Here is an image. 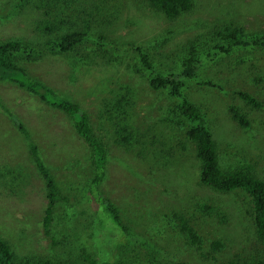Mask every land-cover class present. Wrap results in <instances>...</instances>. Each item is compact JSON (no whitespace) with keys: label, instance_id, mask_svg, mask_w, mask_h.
<instances>
[{"label":"rangeland","instance_id":"374dc122","mask_svg":"<svg viewBox=\"0 0 264 264\" xmlns=\"http://www.w3.org/2000/svg\"><path fill=\"white\" fill-rule=\"evenodd\" d=\"M191 3L169 20L150 0H0V47L18 45L8 62L88 115L108 155L98 190L126 228L116 231L92 199L91 153L71 120L1 81L0 240L15 264H264L249 196L201 184L186 136L193 123L179 112L184 101L200 109L220 168L264 181V0ZM233 32L237 39L224 38ZM73 34L77 46L60 48ZM155 79L168 85L156 89ZM13 118L59 189L48 234L45 184Z\"/></svg>","mask_w":264,"mask_h":264},{"label":"trees","instance_id":"16d2710c","mask_svg":"<svg viewBox=\"0 0 264 264\" xmlns=\"http://www.w3.org/2000/svg\"><path fill=\"white\" fill-rule=\"evenodd\" d=\"M150 4L169 20H175L192 9L191 0H150ZM229 37L231 39H237L235 32H233L231 36H224L226 39ZM81 40V35L79 34L68 35L62 40L59 47L66 51L71 50L77 46ZM17 47V44H8L0 47V82L8 81L17 85L29 94L37 97L48 107L62 112L71 120L73 129L80 139L87 145L91 153V163L94 171V176L91 181V197L97 204L98 209L102 210L107 219L111 221L116 231H126L116 208L107 199L103 198L98 190V187L105 178L106 159L108 156L106 145L95 137L92 126L90 125V119L88 115L81 110L79 105L73 102L55 99L52 91L42 84L31 80L23 71L8 62L7 55L10 51L9 49H15ZM151 84L154 88L158 89L165 88L168 85V82L167 80L155 79L151 81ZM170 84H172L171 92L174 95H178L180 90L178 87L180 84H176V82H170ZM240 98L248 104L258 107V104L248 95L241 94ZM120 109L121 104L119 102L116 111H119ZM179 112L181 114L180 116L185 118L188 122L193 123V126L187 130L186 136L188 140L194 144L196 156L201 164V184L221 193H231L240 190L247 194L252 204V218L256 237L257 240L264 245V181L256 179L247 170H223L220 168L216 144L205 124L200 109L184 101L179 107ZM231 113L233 119L241 128L245 129L250 126L245 115L237 111H232ZM121 115L122 117L120 118V121L123 122L124 125L121 126L119 130L121 135L120 140L123 145H128L130 144V138L126 134L129 132V126L127 124L129 123V117L126 114L121 113ZM13 123L26 140L32 163L45 184L46 207L44 210L42 226L45 229L46 234H48L49 228L53 222L54 209L59 198V189L53 176L41 160L38 148L29 140V133L24 126L14 118ZM95 188H97V190ZM183 230L187 233L189 238L193 241L196 240L192 230L188 228L185 223L183 224ZM0 264H15L7 243L2 240H0ZM96 264L114 263L111 261H105L101 263L97 262Z\"/></svg>","mask_w":264,"mask_h":264}]
</instances>
